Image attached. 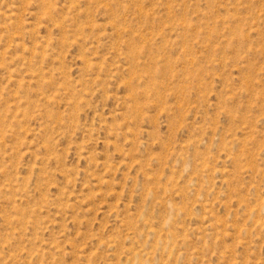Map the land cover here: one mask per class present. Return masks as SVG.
Masks as SVG:
<instances>
[{"label":"rangeland","instance_id":"obj_1","mask_svg":"<svg viewBox=\"0 0 264 264\" xmlns=\"http://www.w3.org/2000/svg\"><path fill=\"white\" fill-rule=\"evenodd\" d=\"M0 264H264V0H0Z\"/></svg>","mask_w":264,"mask_h":264}]
</instances>
